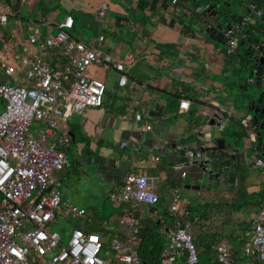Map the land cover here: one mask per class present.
Segmentation results:
<instances>
[{
	"label": "crops",
	"instance_id": "0c3cea01",
	"mask_svg": "<svg viewBox=\"0 0 264 264\" xmlns=\"http://www.w3.org/2000/svg\"><path fill=\"white\" fill-rule=\"evenodd\" d=\"M36 1L0 0V15L6 18L0 25V55L4 57L0 63V84L12 81L2 74L1 65H4L12 69L16 84L26 86L22 67L25 60L35 53V49L26 44L27 35L35 34L37 39L52 37L66 16L72 19L71 30L91 32L90 38L79 42L84 46H92L96 37L102 36L103 41L97 51L100 59L107 63L106 68L95 66L97 68L89 69L90 66L86 71L87 78L104 85L101 106L70 113L60 120L59 129L67 134L69 144L63 149L66 166L52 175L58 183V190L60 181L64 180L62 172L68 169V155L71 163L81 171L82 181L78 182L86 185L83 192L88 200H101L105 195L108 198L110 193L119 190L129 174L143 175L158 200L154 206L136 207L141 211L138 216L140 226L155 221L160 223L162 233L172 229L174 218L166 214L171 191L176 189L180 199V190L185 192L187 200L185 203L179 201V213L185 205H195L197 193L201 191L183 189L186 184L198 185L200 179L199 167L187 162L184 151L202 150L203 155L204 152L215 151L214 141L219 139L217 134L225 130V135L231 134L238 129L235 122L251 114L240 111L237 95L232 94L236 89H245L236 79L238 70L244 67L241 63L244 53H239L237 48L250 45L246 43L233 49L226 47L224 51L217 48L215 35L205 30L209 23L215 26L219 21L209 20L204 24L190 16L194 13L193 8L203 9L202 3L191 7L188 3L171 6L167 0L160 3H154V0H41V7L47 12L41 15L35 11L33 20L20 15L23 11L34 12ZM103 1L107 2L106 16L104 20H98L95 13ZM240 8L245 13L241 17L228 10L226 20L229 23H225L228 27L236 28L241 19L249 15L243 4ZM1 43H4L3 47ZM128 56L133 58V62L123 66L125 84L119 87L116 83L119 74L113 71L110 61H124ZM45 62L51 69H63L66 60L52 51ZM179 101L188 103L186 110L177 107ZM240 108L244 109L241 105ZM212 111L224 116L226 124L222 131H217L214 122L212 126L208 125L212 121ZM134 115H138L140 121H134ZM146 126L149 127L147 130L144 129ZM42 127L40 124L37 135ZM220 140L224 144L221 152L228 154L227 148L231 147L242 155V163L231 160L242 167L244 151L250 150L247 140H241L236 148L232 146L231 138L222 137ZM79 158H84V162L89 159V164L78 165ZM251 160L252 151L246 161L249 172L242 183L247 193L255 195L264 182V175L250 168ZM203 165L213 175L207 181L202 178V187L208 189L203 191L223 192V176L212 173L208 163ZM237 182L235 180L232 186ZM59 193L61 199L68 200L61 191ZM69 197L74 201L73 194ZM111 205L112 218L100 221L97 229L103 231V227L112 225L110 238L113 235L122 238L123 229L117 220L130 209L123 204ZM77 209L84 212V217L85 211ZM257 211L253 208L234 213L230 225L222 223L221 214L220 219L213 222V227H218L220 232L218 244L225 245L230 264H235L238 259L244 264L259 263L254 256L243 252L249 244L251 218ZM245 228L249 229L248 232H243ZM97 232L91 233L98 235L104 244L103 235ZM242 238L245 239L244 244ZM228 239L233 243L226 245ZM30 260L33 264H44L38 259L28 258V262ZM105 261L113 264L112 257ZM208 264H219L215 261V252Z\"/></svg>",
	"mask_w": 264,
	"mask_h": 264
},
{
	"label": "built area",
	"instance_id": "2783aa9c",
	"mask_svg": "<svg viewBox=\"0 0 264 264\" xmlns=\"http://www.w3.org/2000/svg\"><path fill=\"white\" fill-rule=\"evenodd\" d=\"M176 3L177 0H169L171 6ZM243 5L249 16L264 25V16L260 11L250 4ZM106 11L107 3L103 1L95 18L104 20ZM201 11L197 7L193 9L195 14ZM249 19L246 16L236 28L228 27L222 31V41L228 49L236 48L237 33L247 25ZM5 20V15H0V25ZM71 28L72 19L66 16L57 25L52 37L37 39L35 34L27 35L26 44L33 47L35 53L25 60L22 67L26 86L16 84L12 69L1 65L3 76L12 81L0 84V264H28V258L41 260L45 255H49V264H109L99 257L103 242L98 235L72 229L68 240L62 245L60 234L51 230V225L59 216L79 218L84 215L68 200L61 199L58 183L52 178L54 172L66 166L63 149L68 146L69 138L59 129L60 120L70 113L101 106L104 85L87 78L86 71L92 65L107 67L97 51L103 41L102 36L96 37L93 45L86 47L68 37L66 31ZM253 49L257 50L258 45H254ZM52 51L66 60L63 69H51L46 64L45 58ZM3 61L4 57L0 55V63ZM132 62L130 56L124 61H110L113 71L119 74L116 82L119 87L125 84L123 66ZM65 76H68L66 87L63 85ZM251 82V78L247 79L248 84ZM177 107L186 110L188 103L179 101ZM210 115L217 131H222L226 124L222 114L212 111ZM133 119L140 121L138 115H134ZM32 121L43 126L35 138L26 134ZM238 123L249 142L254 136L250 116ZM148 128L144 127L146 130ZM184 158L197 167L207 161L198 150L184 151ZM250 168L264 172V160H251ZM157 200L147 178L140 174L127 175L119 190L108 195L110 203L123 204L130 209L117 220L118 226L123 229V237L113 235L109 239L108 248L113 264H139L135 246L141 211L136 207L154 206ZM178 204V191L174 189L166 214L175 219L173 228L165 232L166 243L159 255V264H175L181 258H184L185 264H197L189 234L188 215L179 213ZM263 222L264 212L258 210L251 218L249 244L243 250L245 255L254 256L261 264H264ZM215 261L230 264L224 244L216 246Z\"/></svg>",
	"mask_w": 264,
	"mask_h": 264
},
{
	"label": "trees",
	"instance_id": "16d2710c",
	"mask_svg": "<svg viewBox=\"0 0 264 264\" xmlns=\"http://www.w3.org/2000/svg\"><path fill=\"white\" fill-rule=\"evenodd\" d=\"M167 1L169 2V0ZM229 1L230 0H177V3L174 6H180L182 3H188L191 7H195L196 5L202 3L203 9L199 14L191 13L190 16L193 20L204 22L205 24L209 23V20L214 22L219 18H222L224 22L228 24L229 22L226 20L228 17V10L225 6H229ZM238 1L240 5H252L255 10L260 11L264 16V0ZM156 2L160 3L161 0H154V3ZM36 4L38 6V13L41 12L42 15L47 12V10H43L41 7V0H37ZM256 32L264 35L261 25H258L257 29L248 24L244 25L237 33V46L248 44L251 46L248 54L253 52L264 59V48L262 47V43H264V41H261L262 39H258L254 36ZM255 43L258 45L257 50H253L252 48ZM2 45H4V43H1V46ZM244 55H246V50L244 51ZM245 62L246 58L241 59V63L244 67ZM260 68H249L250 74H252L254 69L256 70L255 75L259 77L261 75ZM67 81L68 78L64 77L63 85L65 87L68 84ZM258 109H262L264 112V103H261ZM249 116H251V114ZM254 119L257 127H253L254 136L252 139H249L248 145L249 149L252 151L253 159L262 158L264 160V113L263 115L256 114ZM235 123L238 129L234 130L229 135L226 134L225 137L231 138L233 140L232 146L236 148L239 146V142L247 137L239 126L238 121ZM260 125L261 127H259ZM204 156L207 158L206 163L210 165L212 173L216 172L217 174H221L223 176L225 189L223 192L219 193L209 191L204 192L201 190L197 193L195 205H185L181 208V211L187 213L188 215V221L190 223L189 234L195 249L197 264H208L214 256L215 247L220 242L221 238L219 228H214L213 222L220 219L219 214H221L222 223L230 225L234 213H237L240 210H249L253 208L256 210H263L264 208V182L262 185H259V189L255 195L247 193L242 183L243 176L240 174L242 168L240 165L238 166V163H233L228 154L215 150L211 152H204ZM255 171L264 175L262 170ZM235 180L238 181V184L233 187L232 185ZM246 225H248V223ZM248 230V228H245L243 232H248ZM243 232L241 234H243ZM81 233H85V231H81ZM241 234L240 236L242 237ZM229 238H231V236H229ZM137 239L138 241L135 250L139 264H159V255L166 243L165 233H162L160 223H156L154 221L146 222L141 226L139 224ZM241 241L242 244L245 243V239ZM103 247L104 244L102 245V249ZM176 264H185L184 258L177 260ZM254 264L256 263L254 262Z\"/></svg>",
	"mask_w": 264,
	"mask_h": 264
},
{
	"label": "rangeland",
	"instance_id": "374dc122",
	"mask_svg": "<svg viewBox=\"0 0 264 264\" xmlns=\"http://www.w3.org/2000/svg\"><path fill=\"white\" fill-rule=\"evenodd\" d=\"M111 1L112 0H109L108 2H111ZM32 9H33V7H32ZM37 9H38V6H37V4H35L34 12L26 13L25 11H23V12H20V15L23 17H27L29 20H33L36 18L35 17V11H37ZM24 10H26V9H24ZM227 10H230L237 17H241V16L245 15V13L240 8L238 0H230ZM60 16H62V14ZM247 16L250 18L247 24L251 25L257 29L258 25H260L259 21L256 20L252 16H249V15H247ZM261 27L264 31V25H261ZM66 34L68 35V37H70V39L77 41V42H84L86 39H88L92 36L91 32L89 30H86V29L69 30V31H66ZM52 35L54 36L55 32H53ZM254 36L256 38L262 39V41H264V35H261L258 32H256L254 34ZM215 46L217 48L223 50V51L226 50V46L222 43H215ZM237 49L239 50V53L243 54L247 48H246V46H241V47H238ZM93 67H95V66H91L89 69H91ZM95 68H97V67H95ZM248 78L252 79V82L249 84L246 83V80ZM236 79L239 81L241 86H245V89H243V90L236 89V91L233 92L232 94L237 95V98L239 100L238 107H239L240 111L245 112L246 110H244V109L242 110L240 108V105H242V100L245 98L255 100L258 97L259 93L261 92V89H260V87H258L256 85L255 76L253 74H250V70L245 68V67H241L238 70V73L236 74ZM1 82H3V81H1ZM106 90H108L107 92H109V90H110L108 88L107 84H106ZM1 110H2V103L0 102V112H1ZM246 112L250 113L249 111H246ZM39 125H40L39 123L32 121L26 130V134L30 138H35L37 136V132L39 130ZM226 131L227 130L217 134L219 139L222 137L223 138L225 137L224 135H225ZM250 157H251V151L245 150L244 151V162L242 164V167H241L242 169L240 171L241 172L240 174H242L243 177L248 175L249 169H248V165L246 164V161ZM67 163H68V169L63 170V172H62V175L64 176V180L60 181V183H59V185H60L59 191H61L64 194V197L68 198V200L71 204L75 205L77 208H82L85 211V216L82 218H78L75 216H67V217L59 216L56 218V221L51 225V230L57 231L60 234L62 245H64L66 243V241L68 240L70 231L72 229L79 230L80 232L85 231L88 233H91L94 231L97 232L98 231V229H97L98 224L100 223V221H103V220L108 221V219L110 217L112 218L111 214L114 213L113 212V206L108 201V198H106V195L101 200H88L85 197V192H83L84 191L83 189L86 188V185L83 182H78V181H82L81 171L79 170V168L76 166L75 163L74 164L71 163V159H70L69 155L67 157ZM81 169L83 170L84 168H81ZM179 193H181V199L179 198V201L182 203H185L187 200L184 197L185 192L180 190ZM69 194H73L74 201L71 199V197H69ZM112 223L114 226H117L115 221H112ZM110 226H112V225H110ZM110 226H105V227H103V231L97 232V234L103 235L104 247L101 250L99 257L104 261L108 260L112 257V253L110 252V250L108 248L109 238L111 236V233H110L111 227ZM229 243H231L229 241V239L226 240L225 244L229 245ZM248 259H251V258L249 257ZM42 261H44V264H49V255H45L44 257H42L40 262H42ZM243 262H241V260L238 259L235 261V264H244ZM28 264H33V262L30 260L28 262ZM256 264H260V263H256Z\"/></svg>",
	"mask_w": 264,
	"mask_h": 264
},
{
	"label": "water",
	"instance_id": "95a60500",
	"mask_svg": "<svg viewBox=\"0 0 264 264\" xmlns=\"http://www.w3.org/2000/svg\"><path fill=\"white\" fill-rule=\"evenodd\" d=\"M218 21H219V23L215 26L212 24L208 25L210 28H209V30L206 29L205 32H209L212 35L214 34L217 43H223L221 40L222 31L224 29L228 28V25L225 24L224 20H220V18L218 19ZM262 44H263L262 47L264 48V43H262ZM254 45H257V44L255 43ZM253 46H252V48H253ZM250 48H251V46L246 49V55H244V57H243V59L246 58V62L244 63V65L247 69H249V68H260L261 67L260 68L261 69V75L259 77L255 75L256 70L253 69V71H252V74L255 76V79H256V85L258 87H260L261 92L259 93L258 97L255 100H251L248 98L243 99L241 106L246 111H249L251 113V116H252V117L250 116L251 125L253 127H257L254 116L256 114L263 115V113H264L262 109H258L259 105L261 103H264V59L262 57H260L259 55L254 54L253 52L248 54ZM213 122L214 121L212 119V121H210L208 125L212 126L214 124ZM259 127H261V125ZM213 149H215L217 151H223V149H224L223 141L220 139L215 140ZM204 150L207 151L208 149H204ZM200 151H202V150H200ZM227 151L229 152L228 155H229L230 160L237 161L238 163H242V155L237 154L236 150L229 147V148H227ZM86 160H88V161L84 162V158L83 159L79 158L77 161V164L78 165L89 164V159H86ZM199 169H200V179H198L199 184L198 185L186 184V185H183V189H188L191 191H199V190H203V189L208 190L207 188L202 187L201 180L204 177L205 180L207 181L213 175H211V172L206 170L205 165H201L199 167Z\"/></svg>",
	"mask_w": 264,
	"mask_h": 264
}]
</instances>
